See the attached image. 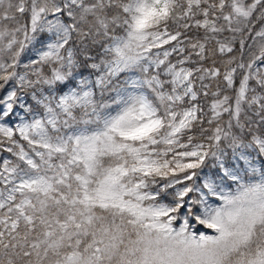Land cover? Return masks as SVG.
<instances>
[{
    "label": "snow or ice",
    "instance_id": "1",
    "mask_svg": "<svg viewBox=\"0 0 264 264\" xmlns=\"http://www.w3.org/2000/svg\"><path fill=\"white\" fill-rule=\"evenodd\" d=\"M0 264H264V0H0Z\"/></svg>",
    "mask_w": 264,
    "mask_h": 264
}]
</instances>
